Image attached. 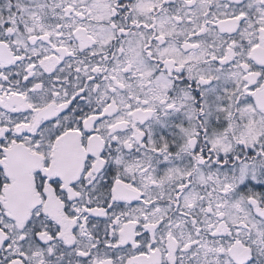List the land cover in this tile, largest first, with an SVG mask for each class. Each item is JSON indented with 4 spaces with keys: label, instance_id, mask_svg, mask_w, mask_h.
<instances>
[{
    "label": "snow or ice",
    "instance_id": "snow-or-ice-1",
    "mask_svg": "<svg viewBox=\"0 0 264 264\" xmlns=\"http://www.w3.org/2000/svg\"><path fill=\"white\" fill-rule=\"evenodd\" d=\"M0 264H264V0H0Z\"/></svg>",
    "mask_w": 264,
    "mask_h": 264
}]
</instances>
